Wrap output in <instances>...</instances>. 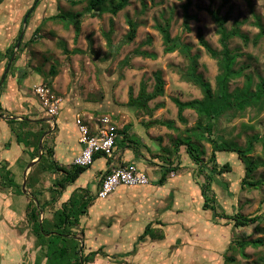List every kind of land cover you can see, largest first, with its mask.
<instances>
[{
    "label": "rangeland",
    "instance_id": "1",
    "mask_svg": "<svg viewBox=\"0 0 264 264\" xmlns=\"http://www.w3.org/2000/svg\"><path fill=\"white\" fill-rule=\"evenodd\" d=\"M50 1L55 4L54 10H52L53 15L60 13L72 15L78 12L82 14L78 19L80 22L78 35L75 37V27L69 17L65 18L66 20L49 19L50 24L48 26L45 23L42 24L41 29L39 28L38 32L33 34L27 46L38 49L37 54L40 53L43 59L38 64V66L40 65L38 69L40 70L41 67V72H43L41 74L42 84L47 85L51 92L61 100L63 98L65 101L70 99V101L76 100L83 103L86 107L85 118L88 121L106 118L112 121L113 124L116 123L117 127L123 124H129V127L134 123L142 122L146 125L154 120L172 121L175 128L169 129L167 126L159 125L155 126L156 129L151 130V134L160 136L162 141L170 143L175 138H187L189 133L186 130L194 127L198 119L193 111L186 110L182 113L186 123H181L178 120L177 108L172 99L178 98L181 101H189L201 98L202 93L199 87L186 82L182 78L185 67L189 62L188 58L178 51L171 54L163 52L161 36L154 28L161 16L164 19H169L171 37H179V42L188 47L189 56L198 55L196 73L201 74L203 79L208 81L211 86L215 84V76L218 73L217 65L200 45L198 35L200 34L208 45L215 50H220L221 46L218 42L215 23L208 11L218 10L221 16L227 14L228 28L233 26L234 21L242 22L241 31L248 36V43L244 45L242 40L234 38L229 44L232 50H237L242 54L238 59L236 68L247 66L244 72L250 74L255 82L258 76L264 77V34L257 45H253L252 42L259 32V29L254 25L257 19L264 30V0H130L128 6L115 16L102 13L101 15L96 14L94 17L90 16L85 10V0H80L76 5L70 3V0ZM33 4L34 1L31 5ZM184 5H187L188 15L193 17L189 21V32L182 31ZM127 17L136 20L138 23L136 36L131 42L125 40L128 31ZM110 20H112V26L109 24ZM47 27H49L48 33H45V35L38 34L42 32V28ZM110 28L111 49L106 44L104 36ZM47 39L50 42H46ZM89 40L92 42L91 50L89 49ZM15 49L17 52L18 48L16 46ZM64 49L67 50V53L63 52ZM75 49L82 52L74 53ZM135 51L152 53L155 58L147 59L137 56ZM28 65V62H26V65L24 64V76H27L28 69L26 66ZM51 68H55L56 72L53 77L50 74ZM156 71L161 72L164 80V94L148 104L152 114L148 115L145 111L128 107L129 92L131 91L132 95L136 96L141 83L146 84L148 92L153 90L155 84L154 73ZM242 82L243 78L234 80L230 84V89L236 86L241 87ZM33 90L31 88L30 92L33 93ZM60 116L61 113L57 118H60ZM73 120L70 119L66 122L68 129H71ZM216 128L215 136L221 135L225 139H232L239 145L244 146L248 137L264 135V111L259 115H255L252 109H247L244 113L237 114L233 119L223 117L219 120ZM63 134L70 140L72 136H75L72 133L69 135L68 131H64ZM136 137L132 139L139 143ZM6 140L8 138H5L4 135L2 137L0 129V142ZM62 141L63 139H61ZM192 142H196L195 139L192 138ZM49 143L48 141L47 146L51 147ZM198 145L200 150L204 151L200 156V164L203 165L200 168L204 173H197L198 166L193 164V171L192 168L187 169V171L190 176L193 175L194 180L186 177V171H181L179 173L184 179L180 181V184L176 183L179 194L176 209H180V213L175 218L180 220L181 226L184 228L180 237H184V233H186L185 242L182 248L179 247L177 253L174 254V250H172L165 255L167 259L165 261L161 259L163 262L161 261L160 264H223L224 255L235 257V262L229 264H261V260L264 259V220L260 224L261 231L250 227L251 230L248 234V240L262 239V245L246 247L241 255L236 248L234 250L227 249V245L233 242L231 227L229 225H215L211 221L212 212L202 208L203 197L200 190L201 185L204 184V176L211 170L207 161L212 147L205 140L199 142ZM198 145H194V147L197 149L199 148ZM59 146L62 147L63 163L65 157L68 155L70 157L71 154L76 153L73 148H70L71 144L66 139L65 144ZM151 146L152 154L157 153L162 164L167 165V150L160 151L161 147L156 142H153ZM181 149L185 150L186 146L181 145L179 150ZM15 152H20L15 144L10 149L0 148V160L11 162L13 160H10V158H13L11 155ZM42 155L43 147L41 157ZM172 156L173 154L170 157L172 158ZM23 157L25 162L30 158L26 154ZM185 157L191 161L188 156ZM185 157L180 159L182 165L188 162ZM178 159V157L177 159L172 158V163ZM250 159L257 162L258 167L248 178V181L263 182L255 189L241 187L240 182L244 177V168L237 158L232 156L230 152L219 154L217 163L223 165L228 162L231 167L230 173H225L220 177V187H224V190L216 188L211 182L209 186L212 190L209 193L213 199V201L210 200V205L213 202L219 219L222 214L251 216L263 213L264 150L261 143L255 144ZM13 161L15 163L12 169L22 190L24 178H26L27 185L30 171L27 175L24 172L30 162L25 166L23 163V167H20L17 165L16 159ZM98 164L99 162L93 163L91 174ZM189 164L191 163L189 162ZM176 168L173 167L172 169ZM184 168L186 166L180 167V169ZM46 177H40L39 179L43 180L45 182L44 186L48 187L50 177ZM25 188L26 192H22L23 196L15 195L11 190L0 193V196L4 197L3 199H7H0V264H33L34 261L36 252L33 244L34 239L30 235L25 216L26 197L29 196V191L27 187ZM196 188L197 190H195ZM68 193L66 191L65 195H68ZM94 193L96 195L97 191ZM63 198L60 202L58 201L57 205L64 201ZM43 215L40 214V219L43 218ZM168 217L170 216L168 215ZM174 232H168L167 241L172 239L171 235ZM18 237L20 240L22 239L19 245L15 240H18ZM197 241L199 244H195ZM232 245L235 247V244ZM124 246L126 249L131 248L132 242L130 241ZM156 261L155 255L146 260L148 264H157Z\"/></svg>",
    "mask_w": 264,
    "mask_h": 264
},
{
    "label": "trees",
    "instance_id": "2",
    "mask_svg": "<svg viewBox=\"0 0 264 264\" xmlns=\"http://www.w3.org/2000/svg\"><path fill=\"white\" fill-rule=\"evenodd\" d=\"M80 0H70V3L76 5ZM130 0H85L86 11L90 16L94 17L96 14L108 13L115 16L118 12L124 10ZM183 24L182 31L189 32V21L193 17L187 13V5L183 7ZM210 17L215 23L216 34L218 35V42L221 46L220 50L211 48L208 43L199 34V43L204 48L206 53L216 62L218 73L215 76V84L211 86L208 81H205L201 74L196 73L198 55L189 56L188 47L179 42V37H171L170 34V21L164 19L163 16L157 20L154 25L155 30L160 34L163 43V52L165 54H171L176 51L183 54L188 58V65L185 67V73L182 74L183 80L188 83H192L199 87L202 97L199 99H193L189 101H181L178 98H173L172 101L177 108L178 120L185 124L186 120L182 116V113L186 110H191L196 114L198 119L194 127L186 130L189 135L187 138H175V148L184 145L186 146V153L190 160L197 164V173H204L200 168L203 166L200 164V156L204 151L200 150L199 142L206 141L211 144L212 150L208 158V165L211 170L204 176V184L201 185L200 194L203 197L202 208L210 210L212 212L211 221L215 225L230 226L231 237L233 242L227 245V249L236 248L241 255L246 247L261 246L262 239L248 240V234L251 228L257 231H261V222L264 220V211L261 214H254L251 216H242L239 214L226 215L222 214L220 219L215 208L210 205V200L213 201L210 196L212 191L209 186L210 182L218 189H225L220 187V177L225 173L231 172L230 163L225 162L223 165L217 163V158L221 152H230L232 156L237 158L244 168V177L241 179V187L257 188L262 181L251 182L248 178L257 169V162L250 159V154L253 153V149L256 143H261L264 150V135H252L247 138L245 145L241 146L232 139H225L221 135H214L217 130V124L223 117L233 119L237 114L244 113L247 109H252L255 115H259L264 111V77L258 76L255 82L250 74H246L245 68L247 66H240L236 68L238 59L242 56L237 50L230 48V42L234 38L242 40L243 44L248 43V36L241 31L242 22H233V26L228 28V15H220L218 10H209ZM26 14L25 22L27 21ZM82 16L80 12L74 14H56L48 17L52 19L69 20L74 25L75 37L80 30V22L78 19ZM66 18V19H65ZM128 25V31L125 35L126 42H131L135 36L138 28V23L134 19L126 18ZM112 26V20L109 21ZM254 25L259 29L258 34L253 38V45H257L264 34L263 27L260 21L257 19ZM39 30V29H38ZM37 30V31H38ZM110 32L105 33L106 44L111 49ZM92 42L89 40V49L92 48ZM14 48V47H13ZM67 53V50H63ZM74 53H81L79 49H75ZM14 50H9L8 60L13 55ZM137 56H141L147 59H154L155 55L146 51H135ZM55 68L50 69V74L53 77L55 75ZM243 78L242 86L230 89V84L234 80ZM154 87L151 92L147 91L145 83L140 84L138 94L136 96L129 92V98L127 106L136 110L145 111L148 115H151V109H149V103L161 97L164 94V80L160 71L154 73ZM156 110V109H155ZM12 122V121H9ZM202 122H204L202 124ZM39 122H32L24 119L22 121L21 132L15 134L16 143L22 147V155L16 159L17 165L24 166L38 157V142L43 132H34V128ZM149 124H160L167 126L169 129L173 127L172 121H158L154 120ZM128 129V125H125L121 130H117V138L115 141L114 149L117 147L122 148L124 142L128 139L124 134ZM192 138L197 142H192ZM130 140V139H129ZM132 141V140H131ZM133 142V141H132ZM194 145H198L199 148H195ZM200 151V152H199ZM170 153V150H167ZM177 151L174 150V153ZM28 155L29 160L25 162L23 155ZM98 158H106L103 153L98 152L92 156V163ZM11 160V159H10ZM15 160V159H13ZM8 162L6 160H0V193H4L7 190H11L15 195H22L21 185L15 178L12 166L15 161ZM91 163V164H92ZM90 164V165H91ZM133 164V163H132ZM88 166H76L70 165L69 168L59 166L53 157V148L47 146V141L43 140V155L41 159L34 164L27 179V189L29 196L26 202V219L29 225L30 235L34 239L35 257L33 264H87L97 255V252H90L88 254L79 252L80 240H82L84 231L80 228V219L87 211L88 204L92 199L97 198L96 195H91L88 189H73L67 196L65 192L69 191L68 187L75 184L76 180L81 174L89 169ZM124 165V164H123ZM126 165V164H125ZM165 168V167H164ZM170 167L165 168V171L161 178L158 180L159 184L164 182L165 176L170 171ZM110 173V170H105L99 173V181H97L100 188L102 179ZM47 176V177H46ZM53 176V177H52ZM50 177L48 187L44 186V181L39 178ZM99 190V189H98ZM97 190V191H98ZM64 197V198H63ZM4 197L0 196V199ZM61 198H63L59 205ZM7 200V199H3ZM57 205V206H56ZM43 213V218L40 219V214ZM251 227V228H250ZM243 229V230H242ZM157 233V232H156ZM161 235L154 234L151 229V225L147 224L143 233L137 237L133 244V250L139 242H143L146 237L159 238ZM17 245L21 242L18 237ZM232 244H235L233 247ZM235 262L234 256H223V264H229ZM261 264H264V259L261 260Z\"/></svg>",
    "mask_w": 264,
    "mask_h": 264
},
{
    "label": "crops",
    "instance_id": "3",
    "mask_svg": "<svg viewBox=\"0 0 264 264\" xmlns=\"http://www.w3.org/2000/svg\"><path fill=\"white\" fill-rule=\"evenodd\" d=\"M32 1H34L33 5H31ZM30 6L32 7L30 8ZM54 6L55 4L49 2V0H0V129L2 137L4 135L5 138H8L5 142H0V148L10 149L15 144L20 152L12 154L11 157L13 158L10 159H17L22 155V147L16 143L15 134L21 132L22 121L26 119L39 122L34 128V132L41 131L44 134L54 127L53 131L44 136L43 140L45 139L47 143L50 142L55 162L59 166L69 168L74 157L80 153L82 148L79 142L80 133L76 121L79 120L81 125L86 126L91 134H94L100 126L101 118L88 121L85 118L86 107L83 103L76 100L70 101V99L65 101L62 98L58 112V115L61 113L60 118H57V115L53 117V121H50L52 117H49L41 107L34 90L33 93L30 92L31 88L34 89L35 86L42 84L41 74L43 72H41V67L40 70L38 69L40 66L38 64L43 59L40 53L37 54L39 50L33 48V46H27V43L32 39L33 34L38 32L37 30L42 24L45 23L46 26L50 24L48 17L54 16L52 11ZM28 11L27 21L24 23ZM48 28H42V32L38 34L45 35V33H48ZM21 32L22 37L16 52L15 46ZM46 42H50V40L47 39ZM12 49L14 53L8 60L9 50ZM26 62L29 63L26 66L28 73L27 76H24V64L26 65ZM7 67L8 70L6 71ZM81 114H83L82 117ZM70 119L74 120L71 129H68L66 122ZM109 125H112L116 130H121L129 124L117 127L116 123L113 124L112 121H109ZM159 125H145L143 122L130 125L126 134H124L128 139L124 142L123 147L115 148L112 158L96 159L95 162H99V164L92 174L90 172L95 162L79 176L74 185L68 187L69 193L75 188H80L88 189L91 195H94V192L99 189L97 184L100 178L99 173L105 170L111 171V168L123 164L133 163L148 178L145 185L119 186L107 197L103 199L93 198L88 204L86 213L80 219V228L84 231L83 238L80 240V248L81 253L97 252V255L87 264H148L146 260L152 255L156 256V263L160 264L162 260L167 259L165 255L170 251L174 250L175 254L179 247L182 248L184 245L186 233H184V237H180L184 228L181 226L180 220L175 218L180 213V209H176L177 196L179 195L176 183L180 184V181L184 179L179 173L181 171H186V177L194 180L193 175L190 176L187 169L192 168L193 171V164L195 163L185 157L188 156L186 155V149L179 150L181 146L174 147L175 143H172L174 140L171 144L162 141L160 136L151 134V130ZM64 131H68L69 135L72 133L75 136H72L71 140L67 139L63 134ZM133 137H136L139 143L135 142L132 139ZM61 139H63L62 142ZM65 139L71 144L70 148H73L76 153L71 154L70 157L68 155V158L65 157L64 161L66 163H63L62 147L59 145L63 146ZM153 142L160 145V151H171L170 153L167 152V165L162 164L157 153L152 154L153 150L150 149ZM174 150L177 152L174 153ZM171 154H173L172 158L177 159L178 157L179 159L172 163ZM181 157H185L188 161L185 165H182ZM34 160L36 158L32 161ZM183 166H186V168L180 169ZM164 167H170L171 170L165 176L164 182L159 184L158 180L165 171ZM173 167L176 169H172ZM147 224L151 225L154 234L161 236L159 238L146 237L143 242L136 245L135 250L132 252L135 240L143 233ZM168 232H174L170 241H167ZM130 241L132 247L128 246L129 248L126 249L124 245H127ZM195 244H199L198 241Z\"/></svg>",
    "mask_w": 264,
    "mask_h": 264
},
{
    "label": "built area",
    "instance_id": "4",
    "mask_svg": "<svg viewBox=\"0 0 264 264\" xmlns=\"http://www.w3.org/2000/svg\"><path fill=\"white\" fill-rule=\"evenodd\" d=\"M34 93L40 101L41 107L49 117L58 115L61 99L56 97L47 85L41 84L34 87ZM80 133L79 142L83 146L80 153L74 157L72 164L76 166H88L92 163V156L101 152L106 158H112L114 145L117 138V130L109 125L108 119H101L100 126L94 134L89 132L86 126L76 121ZM145 173L138 170L134 164L118 165L111 168L100 184L97 198L103 199L119 186H141L147 184Z\"/></svg>",
    "mask_w": 264,
    "mask_h": 264
},
{
    "label": "water",
    "instance_id": "5",
    "mask_svg": "<svg viewBox=\"0 0 264 264\" xmlns=\"http://www.w3.org/2000/svg\"><path fill=\"white\" fill-rule=\"evenodd\" d=\"M24 23H25V19H24ZM21 37H22V33H21V35H20V37H19V40H18V43H17V45H16V48H18L19 47V44H20V41H21ZM13 58V57H12ZM12 60V59H11ZM8 70V67H7V69H6V71ZM54 119H53V117L50 119V121H53ZM53 129H54V127H53ZM53 129L51 130V131H48V132H46V133H44L42 136H41V138H40V141H39V143H38V150H39V155H38V157L36 158V160H34V161H32V162H30V163H28V165H27V167H26V169H25V172H24V174L25 175H27V173L30 171V169H31V167L34 165V164H36L39 160H40V158H41V154H42V141H43V138H44V136H46L47 134H50L52 131H53ZM82 148H83V146H81ZM26 178H24V180H23V183H22V192L23 193H25L26 192ZM43 213H41V215H42ZM79 252H81V248L79 249Z\"/></svg>",
    "mask_w": 264,
    "mask_h": 264
}]
</instances>
